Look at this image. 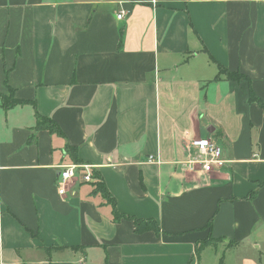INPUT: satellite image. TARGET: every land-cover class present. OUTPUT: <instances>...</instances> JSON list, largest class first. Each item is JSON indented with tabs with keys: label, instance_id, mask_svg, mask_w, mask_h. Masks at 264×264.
Wrapping results in <instances>:
<instances>
[{
	"label": "crops",
	"instance_id": "0c3cea01",
	"mask_svg": "<svg viewBox=\"0 0 264 264\" xmlns=\"http://www.w3.org/2000/svg\"><path fill=\"white\" fill-rule=\"evenodd\" d=\"M212 59L249 83L218 79ZM250 89L264 106V0H0V264H264V107ZM10 96L24 104L6 110ZM181 139L228 163L189 172ZM66 146L159 233L115 223L91 183L58 195Z\"/></svg>",
	"mask_w": 264,
	"mask_h": 264
},
{
	"label": "trees",
	"instance_id": "16d2710c",
	"mask_svg": "<svg viewBox=\"0 0 264 264\" xmlns=\"http://www.w3.org/2000/svg\"><path fill=\"white\" fill-rule=\"evenodd\" d=\"M211 61L213 64H215L218 67V69L220 71V77H218V79L221 78V76H225L226 79L230 82L234 81V82H246V83L248 82L249 83L248 77L240 74L239 72H232L231 73V72L225 70L223 67H221L219 65V63H217L215 60L212 59ZM11 95H12V93H11ZM1 100H2V106L6 110H10L14 106L24 104L20 101H16L11 96L9 98L3 97V98H1ZM248 100L251 103H254V102L258 103L262 108L264 107L262 102L256 98V95L254 94L252 89H250ZM36 122H37V126H36L37 131L47 130L51 134H57L61 137H64L61 129L59 128V126L57 125L56 122H53L48 118L38 116V115L36 117ZM66 150H67V154L70 157V160L73 164H82L78 158L76 149L71 148L69 146H66ZM92 176L94 179H96V182L91 184L92 188H93L91 194L93 196L103 197V199L106 201V203L111 206V209L113 211V213H112L113 221L115 223L120 222L122 220L131 222V223L133 222L136 226V230H137L138 234L145 233L148 230H153L155 233H159V229H158L156 222L151 221V220L140 221V220H137L135 218H130V217L126 216L125 214H123L119 210V208L116 207V202H115L114 198L112 197V195L108 193L107 188L105 186V182L102 179V176H100L98 174V172H96V171L93 172ZM211 226H212V223L210 222L208 224V227H211ZM211 242H212V239L210 238L206 242L202 243L201 246H199V248H197V253L201 252V250L203 248L207 247V245H210ZM60 250L61 249H59V250L51 249V250H49V252L54 253V252H59Z\"/></svg>",
	"mask_w": 264,
	"mask_h": 264
},
{
	"label": "built area",
	"instance_id": "2783aa9c",
	"mask_svg": "<svg viewBox=\"0 0 264 264\" xmlns=\"http://www.w3.org/2000/svg\"><path fill=\"white\" fill-rule=\"evenodd\" d=\"M125 16V12L122 11L118 16V20H123ZM180 144L187 152H196V156L194 158L190 157V160L180 163V165L184 166L189 172L199 170L204 174H209L215 169H220V167L228 163L223 159L222 147L217 146L208 139H181ZM147 163L160 165L161 162L151 157L148 159ZM60 169L61 172L57 179V193L60 196H65L71 181H82V183L85 184L95 183L96 179L93 178L92 174L99 168L89 164H71L68 166H61ZM1 245L2 242L0 237V246Z\"/></svg>",
	"mask_w": 264,
	"mask_h": 264
}]
</instances>
